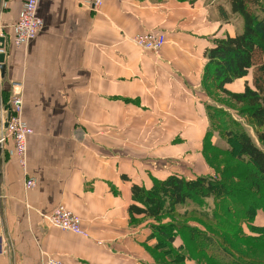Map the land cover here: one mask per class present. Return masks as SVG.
Segmentation results:
<instances>
[{"label": "crops", "instance_id": "0c3cea01", "mask_svg": "<svg viewBox=\"0 0 264 264\" xmlns=\"http://www.w3.org/2000/svg\"><path fill=\"white\" fill-rule=\"evenodd\" d=\"M25 2L0 0L7 66L0 73V131L17 81L25 123L34 129L26 171L13 141L0 145V264L50 257L157 264L148 251L157 239L130 211L140 204L133 186L210 171L198 151L211 125L205 53L217 39L242 33L243 18L229 0H107L99 10L81 0H39L44 27L17 46ZM254 8L264 16L263 6ZM150 31L167 37L159 53L131 39ZM247 80L227 88L243 91ZM29 177L37 181L33 189L26 188ZM58 204L82 218L88 237L42 216Z\"/></svg>", "mask_w": 264, "mask_h": 264}, {"label": "trees", "instance_id": "16d2710c", "mask_svg": "<svg viewBox=\"0 0 264 264\" xmlns=\"http://www.w3.org/2000/svg\"><path fill=\"white\" fill-rule=\"evenodd\" d=\"M229 1L233 13L243 18L244 29L242 33L235 36L228 35L225 38L217 39L214 45L207 49L205 53L208 59L204 73L205 87L212 85L215 90L222 92L236 105L242 106L243 109L246 108L249 119L252 120L254 125L262 129L257 130V137L264 144V16L258 14L254 8L262 5L260 0ZM251 74L252 84L247 80L243 91H232L227 88L236 80L246 78ZM233 125L237 126L235 122H233ZM208 133L207 130L206 139ZM228 140L233 143L231 148L224 150V152L226 154L233 151L238 152L236 159L243 167L242 172H238V174L241 175V179L245 184V186H241L244 189L248 188V181L250 180V185L253 188L251 187L249 190L255 189V193H247L246 191L245 193L243 192L244 189H237L234 185L229 186L226 181L224 183L217 182L213 177L208 176L212 175L211 173L201 174L192 179L181 176L183 174L180 173H172L165 179L155 180L150 188L140 187L136 184L133 186L135 198L140 203L138 205L133 204L130 207L133 220L137 216H142L161 222L166 215L174 216L177 207L189 200L199 199L201 201L204 196L215 195L224 199L230 193L249 202L248 209H264L260 206L261 199L256 198L259 193H262L264 187V151L240 127L234 128L233 134L231 132L228 134ZM236 177L239 176H234V178ZM251 199H253V203H250ZM251 228L260 229L253 225H251ZM181 229L183 228L174 222L159 227L154 226L151 238H156L157 241L154 246L149 245V249L152 251L161 249L165 254L169 253L172 256L169 261L170 264L186 262L191 260V257L193 259L192 253L188 254L189 248L186 239L182 240L183 242L178 246L175 245L178 237H180ZM188 231L191 233L193 230L188 229ZM199 235L204 236L203 240H198ZM190 236L189 242L195 247L197 255L200 253L207 259L214 260L217 264H228L225 262L227 257H230L231 264H258L241 254L229 252L227 248L219 244L214 236L206 231H196ZM255 238H258V236ZM163 261L166 262L165 259Z\"/></svg>", "mask_w": 264, "mask_h": 264}, {"label": "rangeland", "instance_id": "374dc122", "mask_svg": "<svg viewBox=\"0 0 264 264\" xmlns=\"http://www.w3.org/2000/svg\"><path fill=\"white\" fill-rule=\"evenodd\" d=\"M260 1L261 5L264 7V0ZM247 79L252 82V74L249 75ZM207 90V93L209 94L208 102L210 104L209 116L211 117V125L208 129L209 135L207 136V139L204 138L202 141V147H200L201 150L198 149V151H201V153H199L202 155L200 163L203 161L206 168H209L210 171L207 173H211L212 175L208 176L213 177L215 181L221 183L226 181L229 186L234 185L237 189H244L241 185L245 186V184L241 179V175L238 174V172H242L243 168L236 159L238 152L233 151L231 152L232 154H226L224 152V150H229L233 143L231 140H228V134L230 132L233 134V129L240 127L244 129L252 137L257 146L264 151V144H262L257 137V130L262 129L254 125L252 120L249 119L246 113V108L243 109L242 106L236 105V103L229 97L222 92L215 90L212 85L207 87ZM233 122L237 124L236 127L233 125ZM173 141H175L173 142L174 145H178V136H176ZM182 145L183 144L180 143V155H183L182 153L185 152ZM199 175L201 174H197L196 177ZM234 176L239 177L234 178ZM245 176L247 175L245 174ZM189 178L192 179L194 177ZM248 184V188H245L243 192L255 193V189L249 190L252 187L250 185V180L248 181ZM261 192L262 193H259L256 198L259 200L261 199L260 206L264 207V187ZM241 198L242 197H236L231 193L224 199L222 197L219 198L218 195L210 197L204 196L201 201L199 199H193L187 201L185 204L179 205L175 210L174 216L166 215L161 222L144 218L142 216H139L138 219L142 218L139 221L141 224L146 223L148 230L151 232L154 229V226L159 227L171 222L179 224V226L183 228L180 230V237H178L175 245L178 246V244L183 242L182 240L186 239L189 248L188 254L191 252L194 257L193 259L191 257V260L184 261L185 263L179 262L178 264H217L214 260H209L200 253L197 255L195 247L189 242L191 239L190 234H193L196 231H206L214 236L219 244L227 248L229 252L233 254H241L250 261H256L258 264H263L264 242L262 243V240L264 241V209H248L249 202H246ZM252 200L253 199L250 200V203H253ZM233 211H235V213H233ZM140 222L135 221L133 222V225L137 226ZM251 225L260 229H253L251 228ZM188 229L193 231L189 233ZM256 236H258V238H255ZM203 238L204 236L202 235L198 236V240H203ZM149 248V254L152 255L157 264H170L169 261L172 259V256L169 253L165 254L161 249H157L158 251H152ZM163 259H165L166 262L163 261ZM225 262L231 264L230 257L225 258Z\"/></svg>", "mask_w": 264, "mask_h": 264}, {"label": "built area", "instance_id": "2783aa9c", "mask_svg": "<svg viewBox=\"0 0 264 264\" xmlns=\"http://www.w3.org/2000/svg\"><path fill=\"white\" fill-rule=\"evenodd\" d=\"M107 0H81L85 5L94 10H99ZM39 0H26L22 14L15 24V36L13 42L17 46H27L43 29L44 21L38 15ZM5 35L1 32L0 38ZM132 41L144 50L159 53L167 41L164 33L150 31L131 38ZM5 52L4 48H0V53ZM1 73V72H0ZM13 89H18L13 93L8 104V108H4L2 129L0 131V145L5 144L8 140L14 143L15 153L17 154L23 169L28 168V138L34 133V129L28 126L24 120L23 97L21 95L23 84L21 82H13ZM37 181L33 177L26 180V188L33 189L36 187ZM42 216L53 226L65 231H70L78 235L89 236L86 228L83 226L82 218L66 208L63 204H58L49 213H41ZM43 264H64L63 261L48 258Z\"/></svg>", "mask_w": 264, "mask_h": 264}, {"label": "water", "instance_id": "95a60500", "mask_svg": "<svg viewBox=\"0 0 264 264\" xmlns=\"http://www.w3.org/2000/svg\"><path fill=\"white\" fill-rule=\"evenodd\" d=\"M5 47V37L0 38V48ZM0 72L3 74V76L6 75L7 72V66L5 64V52L0 53Z\"/></svg>", "mask_w": 264, "mask_h": 264}]
</instances>
